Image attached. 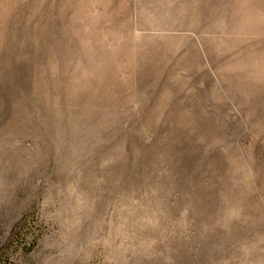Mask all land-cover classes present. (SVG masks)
I'll return each mask as SVG.
<instances>
[{"label": "rangeland", "instance_id": "obj_1", "mask_svg": "<svg viewBox=\"0 0 264 264\" xmlns=\"http://www.w3.org/2000/svg\"><path fill=\"white\" fill-rule=\"evenodd\" d=\"M0 252L264 264V0H0Z\"/></svg>", "mask_w": 264, "mask_h": 264}, {"label": "trees", "instance_id": "obj_2", "mask_svg": "<svg viewBox=\"0 0 264 264\" xmlns=\"http://www.w3.org/2000/svg\"><path fill=\"white\" fill-rule=\"evenodd\" d=\"M0 264H15L7 254L0 252Z\"/></svg>", "mask_w": 264, "mask_h": 264}]
</instances>
